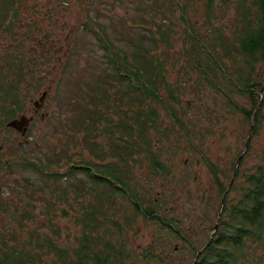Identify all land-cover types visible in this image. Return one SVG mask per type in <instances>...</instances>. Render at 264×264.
Returning <instances> with one entry per match:
<instances>
[{
	"label": "trees",
	"instance_id": "16d2710c",
	"mask_svg": "<svg viewBox=\"0 0 264 264\" xmlns=\"http://www.w3.org/2000/svg\"><path fill=\"white\" fill-rule=\"evenodd\" d=\"M19 1L0 0L4 21L10 14L18 15ZM145 1L149 10L160 5L156 14H150L153 25L163 13L161 8L172 11L176 6L180 10L185 25V55L190 67L200 75L193 84L194 89L190 92L187 88L191 81L189 76L184 81H173L169 77L167 61L174 36L165 22L158 26L159 37L151 28V34L130 37L128 49L106 38L104 48L111 57L106 74L99 76L91 86L88 94L93 107L91 110L78 109L76 125L83 130L98 129L109 135L108 145L112 146L109 155L117 157L124 168L117 171L109 165L99 167L98 164L85 167L81 162L76 167L73 164L65 174L46 176L48 180L57 176L60 200L70 198L69 186L62 184L60 179L67 181L73 172L82 171L91 180L92 184L87 189L82 186L80 192L74 184L75 198L90 193L94 201L88 207L82 204L83 212L76 223L82 224L83 229L81 236L75 239L77 245L71 249L60 247L55 237L48 234L42 237L38 229H32L30 237L25 239L26 245L19 247L21 238H4L0 233V264H177L172 257L176 250L186 255L190 251L191 264L264 263V0ZM199 2L204 6L203 12L195 7ZM141 8L140 5V12ZM151 21L142 17L139 23L145 25ZM3 23L0 21V30ZM98 26L95 33L106 34L105 27ZM203 26H207L205 32L201 31ZM17 76L22 79L20 74ZM206 84L215 95V107L206 103L196 105L197 101H202L198 95ZM10 86L15 84L10 83ZM185 92L193 96L184 102ZM245 98L248 105L243 104ZM202 107L207 113L206 120L215 115L217 122L220 121L224 115L221 109H225L241 116L242 123L254 125L251 141L244 148L245 138L242 149L234 157L232 176L208 155L205 133L211 134V129L199 128L197 117L190 116L192 109ZM104 121L106 125L102 127ZM90 149H97L96 142ZM103 153L100 151L95 156L104 159L109 152ZM179 153L203 160L212 176L215 193L211 189L194 192L186 186L196 174L189 166L181 172L173 169ZM250 157H254V164L247 167ZM146 160L149 181L153 183L154 179L161 178L166 184L161 201L151 199L147 193L140 194L131 176L126 174V167L130 172L128 166L132 163L129 162L143 164ZM29 163L44 174L37 162ZM99 171L115 175L118 182L101 176ZM197 193L196 200L210 210L215 194L216 199L222 201L225 196L224 204L221 201L218 207L217 222L209 225L203 245L192 241L183 219L175 215V206L181 204V198H195ZM117 200L129 203L131 214H124L123 206L116 205ZM206 211L203 212L204 221L208 215ZM65 215L68 216L66 212ZM139 216L154 225L155 233L150 244L135 251L125 235L131 230L136 235L139 233L136 226ZM29 217L32 214L27 213L25 219ZM175 241L182 242L181 246L177 248ZM29 243L34 244L35 251L28 250Z\"/></svg>",
	"mask_w": 264,
	"mask_h": 264
},
{
	"label": "rangeland",
	"instance_id": "374dc122",
	"mask_svg": "<svg viewBox=\"0 0 264 264\" xmlns=\"http://www.w3.org/2000/svg\"><path fill=\"white\" fill-rule=\"evenodd\" d=\"M17 5L16 17L10 14L4 21V14H0V21L4 22L0 30V55L6 52L5 58L8 61L4 67L6 71L0 68V82L7 77L6 84L9 86L10 83L15 84L9 87L10 112L17 108L15 111L17 115H34V100L39 98L44 89L50 90V98L47 108L43 111L46 113L45 117L39 114L34 124L30 126L31 132L27 136L29 143L24 141L25 144L20 145L23 138L10 134L8 154L10 170L3 194L7 199V206L6 211L0 207V233L4 238H21L19 247H23L26 245L25 239L30 237V231L38 229L42 237L48 234L55 237L60 247L71 249L77 245L75 239L77 240L82 234L83 225L76 223L83 212L82 204L88 207L91 201L94 202L90 193L75 198L74 184L80 192L82 186L87 189L92 183L82 171L73 172L67 181L60 179L62 184L69 186L70 193L69 199L60 200L61 191L58 190L60 187L57 185L56 175L67 173L71 165L79 166L81 162L98 164L99 167L109 165L113 169L117 168V171L124 168L117 157L109 155L112 149V146L108 145L109 135L105 132L100 133L98 129L83 130L76 125L78 109L91 110L93 107L88 94L91 86L97 82L99 76L106 74L107 63L111 57L104 48L105 39L108 38L117 46L128 49L130 37L136 38L138 34L150 33L151 28L159 37L158 26L165 22L171 27L174 36L167 61L170 79L184 81L188 76L191 77L187 87L191 92V88L194 89L193 84L200 75L190 67L185 55L187 49L184 40L185 25L181 21V12L176 6L172 11L161 8L160 11L163 13L155 19L153 25L150 14H156L160 5L155 10H149L146 9L145 0H21ZM195 7L199 8L200 12L204 11L201 2ZM230 15L229 13L228 17ZM142 17L150 20V25L139 23ZM86 25L90 28L87 29ZM98 25L105 27L106 34L95 33L94 30L100 28ZM6 27L9 34L8 32L4 34L3 30H6ZM206 29L207 26H203L201 31L205 32ZM46 32L56 33L58 44H66L63 51L58 53L57 62L51 65L56 64L57 73L60 75L58 78H41L47 68L46 64H41L40 52L36 47L42 49L40 40L44 39ZM65 51L68 53L67 57L64 56ZM37 56L40 58L38 61H36ZM30 71L34 73L33 76L28 74ZM18 74L22 76L21 80L18 79ZM190 92H185L184 102L193 96ZM198 96L202 101H197L196 105L201 106L206 103L215 107L213 98L215 95L210 92L208 84L202 86ZM217 98L222 99L218 95ZM15 102H18L17 106H13ZM243 104H249L247 98L243 100ZM221 112L224 115L218 122L215 115L211 116V120H206L207 113L203 107L200 110L192 109L190 116L197 117L199 128L211 129V134L205 133L208 155L225 169L229 176H232L234 157L242 149L246 138L245 148L251 126L242 123L243 119L239 115H232L225 109H221ZM163 115H165L164 111ZM13 118L11 113V119ZM105 125L106 122H102L101 126ZM96 133L99 134L94 136ZM93 142L97 144V149L94 151L90 149ZM99 150L102 153L109 152L108 156L98 159L95 154L100 152ZM69 157L71 158L68 159ZM165 157L168 158L169 154H165ZM29 162H37L43 168L44 174L31 167ZM129 163H132L128 166L130 172L126 167V174L131 176V182L136 185L138 192L147 193L151 199L161 201L166 192L164 180L156 178L153 183L149 181L147 160L143 164L134 161ZM173 164V169L177 172L183 171L185 166L195 171L196 175H193L186 184L192 191L200 190L201 193L209 189L215 191L209 169L199 157L179 153ZM253 164L254 157H250L246 166L250 167ZM99 173L115 183L118 182L115 175L101 171ZM50 174L56 175L51 180L45 178ZM197 196L198 193L195 194V198L189 196L181 198V204L175 206V215L183 219V226L192 236V241L203 245L209 233L207 230L209 225L212 221L217 222L218 207L222 200L216 199L215 194V202L210 210L201 206L196 200ZM116 203L118 207L123 206L124 214H131L132 206L129 203L123 200H117ZM205 210L209 216L207 215L204 221ZM27 213L32 214V217L25 219ZM137 224L139 229L137 235L134 230H131L129 235H125L128 237L131 249L135 251L150 244L155 233L154 225L143 216H139ZM58 232L60 234L57 236ZM181 244L182 242L175 241L177 248ZM27 248L29 251H35L34 244L29 243ZM172 257L177 264H191L193 261L190 251L186 255L176 250L172 253Z\"/></svg>",
	"mask_w": 264,
	"mask_h": 264
},
{
	"label": "flooded vegetation",
	"instance_id": "af4514ba",
	"mask_svg": "<svg viewBox=\"0 0 264 264\" xmlns=\"http://www.w3.org/2000/svg\"><path fill=\"white\" fill-rule=\"evenodd\" d=\"M4 34L8 32L7 27L5 28ZM9 34V32L7 33ZM9 36V35H8ZM8 38V37H7ZM41 45L40 47L42 49H38L40 52V58H41V64H46L47 70L45 73L41 76V78H48V77H54L58 78L60 77L59 73H57L56 70V64L54 66H51L53 62H57L58 53L62 52L65 48L66 44H58V38L56 33L53 32V34L45 33L44 39L40 40ZM60 45V49H58V46ZM36 50V51H37ZM6 52L4 54L0 55L1 64L0 68L3 69L2 71H6L4 67L6 66ZM68 53L67 51L64 52V56L67 57ZM40 58H38L36 61H38ZM1 71V70H0ZM28 74H31V76L34 75L33 72H29ZM27 75V74H26ZM7 77L0 82V207L6 211L7 206V199L3 197L4 189L6 187L7 181H8V173L10 168L9 163V150L10 146L9 143L11 141L10 134L21 136L23 139L20 142V145L25 144V142L29 143L28 134L31 132L30 126L34 124L35 118L41 114V116L45 117V114L43 111L47 108L50 98V90L44 89L42 91V94L39 96L38 99L34 100V115H26V114H15L12 115L14 117L11 119V112H10V91H9V85L6 84ZM50 89V88H49ZM46 93V95H45ZM44 95V99L41 100L42 96ZM22 116H27L31 118V122L28 126L22 125L21 123L17 122L18 127H12L10 125L11 121L14 120H20ZM72 166V165H71ZM75 166V164L73 165ZM85 167H88V164H84ZM76 167V166H75Z\"/></svg>",
	"mask_w": 264,
	"mask_h": 264
},
{
	"label": "water",
	"instance_id": "95a60500",
	"mask_svg": "<svg viewBox=\"0 0 264 264\" xmlns=\"http://www.w3.org/2000/svg\"><path fill=\"white\" fill-rule=\"evenodd\" d=\"M263 91H264V87H263ZM45 95H46V93H45ZM43 99H44V95L42 96L41 100H43ZM31 120H32V119L29 118V117H27V116H22L20 120H14V121H11V122H10V125H11L12 127L14 126V127H18V128H19V126L17 125V122H19V123H21L22 125L24 124V125L28 126L29 123L31 122ZM253 131H254V125H252V127H251L250 135H249V137H248V140H247L246 146L249 144V142H250V140H251V136H252V134H253ZM240 160H241V158H239V160L237 161L236 168L238 167V164H239ZM236 168H235V171H236ZM233 180H234V178H233ZM233 180H232L231 183H233ZM224 202H225V196H224V198H223L222 204H224ZM220 216H221V211H220V214H219V218H220ZM217 228H218V223H217L216 226H215V230H216ZM201 254H202V251H201L200 253H198V255H197L195 261L198 260V258H199V256H200Z\"/></svg>",
	"mask_w": 264,
	"mask_h": 264
}]
</instances>
